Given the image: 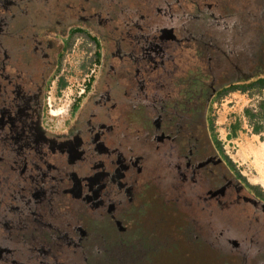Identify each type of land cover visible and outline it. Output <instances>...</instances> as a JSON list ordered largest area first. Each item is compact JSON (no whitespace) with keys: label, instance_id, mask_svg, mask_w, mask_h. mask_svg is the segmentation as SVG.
Here are the masks:
<instances>
[{"label":"flooded vegetation","instance_id":"obj_1","mask_svg":"<svg viewBox=\"0 0 264 264\" xmlns=\"http://www.w3.org/2000/svg\"><path fill=\"white\" fill-rule=\"evenodd\" d=\"M83 1L85 5H82ZM114 1L105 4L104 14L100 12L97 0H59L56 6L60 8V13L55 11L50 15L32 12L36 0L25 4L26 14L13 15L0 6V126L19 134L17 137L0 134V184L7 182L6 178L11 179V172L17 169L14 181L19 178L21 185L28 184V193L31 192V197L37 199L32 207L24 201L15 207L14 212L10 209L6 214L1 208L11 204L12 194L10 201L7 198L3 199L4 202L0 200V217L3 216V220L0 219V264L22 260L23 244L28 247L36 242H40L39 258L46 252L50 264H62L63 261L66 264L65 259L57 260L63 257L64 252L67 257L80 253L86 264L91 257H97L102 251L101 246L93 248L91 243L79 238L80 230L76 229L79 224L72 210L77 205L85 214L96 211L88 194V178L94 163L107 162L117 167L126 162L137 148L148 153L158 165L159 179L165 180L161 183L168 181L167 189L175 200L174 211L185 208L189 223L196 219L193 212L209 211L212 216L220 217L228 212L244 210L249 203L255 208V204L243 194L248 190L238 184L239 180L220 154L206 124L208 111L215 100L235 92L237 89L233 87L238 86V81L252 84L249 80L254 71L264 68V49L261 62L255 61L249 52L254 36L253 29L244 25H249V22L236 20L237 12L230 9L238 0L223 3L217 0L195 1L200 3L195 5L198 10L204 7L206 10H218L214 13L217 17L208 20L190 15L189 4L185 3L189 2L187 0H175L174 3L172 0L170 6L163 9V2L159 0H149L145 8H140L136 0L138 9L132 12L129 11L130 5L127 6L132 0ZM19 3L21 1L16 0V4ZM65 4L70 7L66 8ZM108 5L113 10L110 13L106 11ZM24 7L19 6V9L23 11ZM65 9L67 12H64ZM141 13L150 14L156 23L146 34L138 33L135 26L141 20ZM84 18L105 28L103 37L107 55L99 91L68 134H51L43 129L41 118L47 81L56 73L61 51L48 32H59L68 26L83 24ZM179 21H184L185 25L180 26ZM175 28L179 29L182 37L179 38ZM180 47L188 52L194 47L200 57L173 59L174 50ZM190 64L197 68H188ZM126 77L128 83H125ZM128 90H131L129 95ZM121 125L125 131L135 128L137 134L120 130L118 127ZM29 134L33 135V139H28ZM4 145L12 150L10 161L4 158ZM99 145L103 150H97ZM31 157L35 159L32 165L40 167V170L47 165L50 177L60 173V161L70 157H75V169H66L61 185L57 180L56 183L52 180L37 183L27 175ZM102 171L109 176V170ZM74 182L82 184L78 196L71 192ZM8 185L10 193L14 182ZM52 193L71 195V202L67 205L70 212L65 213L69 217L55 228L63 227L64 237L78 243L75 248L70 242L69 246H59L53 233H47L48 224H45L50 217L44 204ZM124 198L120 201V209L127 203ZM59 199L64 200L63 197ZM51 201L59 210L53 199ZM95 214L103 216L98 210ZM197 217L200 215L197 214ZM253 218L259 225V216ZM11 223L17 224L21 231H14ZM23 223H27L28 229L25 226L26 230H22ZM193 231L195 239L203 235L197 227ZM219 233L221 242L226 239L225 231L219 230ZM47 234L53 237L47 238ZM262 262L256 264H264V259Z\"/></svg>","mask_w":264,"mask_h":264},{"label":"rangeland","instance_id":"obj_2","mask_svg":"<svg viewBox=\"0 0 264 264\" xmlns=\"http://www.w3.org/2000/svg\"><path fill=\"white\" fill-rule=\"evenodd\" d=\"M20 1L21 3L18 5L16 0H0V6L7 8L13 15L15 13L26 14L25 4L33 0ZM58 1L36 0L32 12L34 14L41 12L45 15H50L55 11L60 13V8L56 6ZM111 1L115 2L114 0H97L102 14L105 12V4L107 5ZM137 1L140 8H145L149 4V0ZM137 1L132 0L127 4V6L130 5L129 11L138 9ZM217 1L226 2V0ZM159 2H163V9L165 6H170L172 0H159ZM82 5H85L84 1ZM19 6L24 7V10L21 11ZM191 6L189 5V8ZM65 7L69 8L70 5L65 4ZM153 8L156 7L153 6ZM230 9L237 12L236 20L249 22V25L244 24L254 31L252 50L249 52L252 53L255 61L261 62V54L264 49V0H238ZM106 11L112 12V7L108 5ZM217 11L206 10L204 7L195 12L189 11V14L208 20L217 17L214 14ZM64 12H67L66 9ZM140 17L141 20L135 25L137 32L146 34L150 32L149 28H154L155 20L148 13H141ZM84 21L83 24L71 25L59 32H48L61 51L56 73L47 81L44 112L41 118L43 129L51 134L61 136L68 134L81 112L99 91L100 76L107 55L103 37L105 28L102 24L90 23L87 18H84ZM191 25L197 26L198 24ZM254 73V76L249 80L250 83L264 79V68H257ZM128 82L126 77L125 83ZM238 82V86H247L244 81ZM130 93L131 90H128V95ZM247 110L249 114L246 113ZM206 121L208 132L218 145L220 154L223 158L227 157L233 164L231 171L239 180L238 184L245 188L246 182L261 192L260 195H257V192L246 187L248 191L243 193L255 204V208L249 203L245 205L244 210L228 212L220 217L212 216L209 211L193 212L196 219L192 215L195 221L192 220L189 223L186 221L188 212L185 208H181V211H174L175 200L167 189L169 188L168 181L161 183L164 179H159L161 175L158 165L151 160L148 153L138 148L133 152L130 150V158L117 167H112L107 162L94 163L95 165L91 167L92 171L88 178V194L92 199L90 201L92 207L104 216L105 220L103 217H98L104 224V228L102 227L99 232H88L87 229H96L94 227L97 225L96 211L91 210L85 214L77 205L72 210L79 224L76 229L80 230L81 234L80 237L76 234L74 236L85 239L91 243L93 248H97L98 245L102 248L101 253L97 257H91V261L87 264H256L263 261L264 161L258 157V154L260 150L264 152V89L254 85L245 90L237 89L235 92L215 100L208 111ZM118 128L125 131V127L122 125ZM125 132L137 134L135 128H129ZM131 148L134 149L132 146ZM97 150L101 151L103 147L99 145ZM74 158L70 157L60 161L61 169L58 171L60 173L53 174L58 184H61L60 180L64 178L66 169L70 167L75 169ZM123 160L125 161L124 158ZM102 170H109V176L107 177ZM15 175L11 172L9 176L11 179L6 178L7 182L0 184V200L2 202L6 198L10 201V186L8 184L12 185ZM239 175L244 178L245 182L239 179ZM80 183L74 182L73 184L71 192L75 196L81 193L80 186L82 184L80 185ZM54 196L63 197L58 193H52L44 204L45 211L50 216V220L45 224H48L46 226L47 233H53L52 235L56 238L59 246H69L70 242L75 248L78 243L64 237L63 227L55 228L65 221L58 218L59 212L52 205L51 200ZM41 197L42 195L38 199ZM81 197L82 195H80ZM122 198L127 203L120 209ZM108 201L111 202L110 206L107 204ZM197 214L200 217H197ZM252 216H259V225L256 224ZM2 217L0 219L3 220ZM23 224L22 230H26L25 226L28 229L27 223ZM191 225L200 229V233L203 235L197 236L195 239L194 227ZM11 226L17 233L21 231L17 224L11 223ZM187 228H189L188 232ZM219 230L225 231L226 239H222L221 242ZM49 234L46 235L47 238L53 237ZM28 236L30 237V235ZM41 239H43L42 236ZM240 242L244 243L238 245ZM39 246L40 242L30 244L28 247L27 244H23L24 254L22 257L24 259L14 260L13 264L23 262L50 264L47 262L49 256L46 252L39 258ZM158 252L160 253L157 254ZM67 256V253L64 252L63 257H58L57 260L65 259L66 264H86L80 253ZM64 263L63 261L62 264Z\"/></svg>","mask_w":264,"mask_h":264},{"label":"trees","instance_id":"obj_3","mask_svg":"<svg viewBox=\"0 0 264 264\" xmlns=\"http://www.w3.org/2000/svg\"><path fill=\"white\" fill-rule=\"evenodd\" d=\"M211 1V0H210ZM186 4H189V5H192L188 10L189 11H193V12H195V11H198V6H195L196 4H198V3H195V2H185ZM200 4V3H199ZM206 4L207 5H210L209 4V2H206ZM179 23V25L181 26H183V25H185V22L184 21H179L178 22ZM174 31L177 33V35L179 36V38L180 37H182V33L179 31V29L178 28H175L174 29ZM179 31V32H178ZM161 40L159 39V42H160ZM163 42V41H162ZM191 48H193V51H191V52H188V51H185L183 48H178V50H174V55H173V59H177V60H184V59H186V58H191V59H198L199 57H200V54H199V52H198V50L196 49V48H194V47H191ZM213 52H214V50H213ZM190 59V60H191ZM197 61V60H196ZM195 61V62H196ZM175 67H177V68H182V66L181 65H176ZM188 68H192V69H196L197 68V66L196 65H194V64H190L189 66H188ZM257 83V84H256ZM254 85H258L260 88H262V89H264V79H260V80H258L257 82H255V83H252V84H249V85H247V86H237V87H233V89H238V90H245V89H249V88H252ZM247 114H249V111L247 110V112H246ZM20 124V123H19ZM0 134L2 133V136L3 137H17L19 134H17V133H15V132H13V130H6V129H3L1 126H0ZM8 132H10V133H8ZM35 138L37 139L38 137L37 136H35ZM28 139H33V135H31V134H29V136H28ZM43 145V143L41 144V146ZM4 147V149H3V152H4V158L6 159V160H8V161H10L11 160V158H10V155H11V152H12V150H9L8 149V147H6L5 145L3 146ZM11 148V147H10ZM39 153H40V151H39ZM1 154V153H0ZM37 156H38V154H36ZM49 159H52L51 157H49ZM6 160H2V161H6ZM225 160H226V162H227V164L229 165V168H230V170H231V168L233 167V164L230 162V160H228V158L226 157L225 158ZM35 162V159L33 158V157H31L30 159H29V165H30V167L29 168H27L28 170H27V175H28V177H29V179H31V180H33L34 182H42V181H45L46 183H49L50 182V180H52V181H54L53 183H56V179H52L54 176L52 175L51 177L48 175V173H47V171L49 170H47V165L46 166H44L43 168H42V170H40V167H36V166H33L32 164ZM48 163V162H47ZM49 164H51L52 165V163H49ZM50 168H51V166H50ZM8 169H9V166H8ZM9 171V170H8ZM10 172V171H9ZM14 173H17V169H15V171H14ZM239 177V179L240 180H243L244 182H245V180H244V178L242 177V176H238ZM18 178V177H17ZM61 185V184H60ZM28 186V184H23V185H21V180L18 178V181L16 180V181H14V185L12 186V190L10 191V195L12 194V201H11V204H9L8 206H6V207H3V208H1V211H2V213H4V214H6L8 211H10V209H12V212H14V210H15V207L16 206H19L20 204H21V202H22V204L24 203V201L26 202V201H28L29 202V207L31 206L32 207V204H34L35 202H36V199H34V198H32L31 197V192L30 193H28V190H27V187ZM245 187H247V189H251L253 192H257V195H260L261 194V192L257 189V188H255V187H252L250 184H248V183H246L245 182ZM48 191V190H47ZM62 192V191H61ZM263 197V199H264V196H262ZM63 198H64V200L63 199H59V198H57L56 196L53 198V204L54 203H56V207H57V205L59 206V210H58V212H59V219H61L62 221H65L69 216L68 215H66V214H68L70 211H68V203L69 202H71V195H69V194H64V196H63ZM264 201V200H263ZM66 213V214H65ZM86 214H87V212H86ZM96 215V217H97V214H95ZM50 217V216H49ZM103 217V219H104V216H102ZM33 218L35 219V217L33 216ZM101 218V217H100ZM31 220V219H30ZM105 220V219H104ZM30 223V222H29ZM96 229L95 230H92V228L91 229H87V231L88 232H91L92 233V231L93 232H99V231H101L102 230V227L104 228V224H102V222H100V220L98 219V217H97V225L96 226H94ZM5 235V234H4Z\"/></svg>","mask_w":264,"mask_h":264},{"label":"bare ground","instance_id":"obj_4","mask_svg":"<svg viewBox=\"0 0 264 264\" xmlns=\"http://www.w3.org/2000/svg\"><path fill=\"white\" fill-rule=\"evenodd\" d=\"M258 157L264 161V152L262 150L259 151Z\"/></svg>","mask_w":264,"mask_h":264}]
</instances>
